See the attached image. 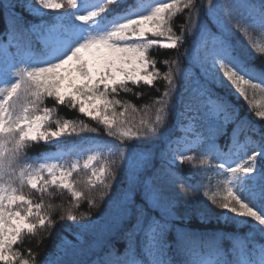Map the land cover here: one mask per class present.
<instances>
[{"label": "snow or ice", "instance_id": "1", "mask_svg": "<svg viewBox=\"0 0 264 264\" xmlns=\"http://www.w3.org/2000/svg\"><path fill=\"white\" fill-rule=\"evenodd\" d=\"M254 34L264 40V0H0V264H264V131L235 103L264 119ZM141 85L160 94L121 97ZM100 132L110 139L87 135ZM39 142L56 151L29 156ZM213 170L223 180L209 193ZM65 191L66 208L51 202ZM62 221L72 239L51 253L21 247ZM212 221L236 231H196Z\"/></svg>", "mask_w": 264, "mask_h": 264}, {"label": "trees", "instance_id": "2", "mask_svg": "<svg viewBox=\"0 0 264 264\" xmlns=\"http://www.w3.org/2000/svg\"><path fill=\"white\" fill-rule=\"evenodd\" d=\"M5 2H7V0H5ZM202 2L205 6V9L207 7L208 4V0H198V3ZM184 20V16L180 15L176 18V24L179 25L180 23H182ZM209 23H211V21H208ZM177 31H179L178 27H177ZM190 39V38H189ZM235 39H240L241 43H244V40L239 36V34L234 38ZM253 39L256 40L259 43L264 44V40H261V38L259 36H256L255 34L253 35ZM188 48L189 51H191V48L189 47V44H185L183 47H181L179 50H165L163 52L157 53L155 50L153 51V55L157 57V59L159 60H163L166 58H176L178 56H181L185 49ZM181 66H184V61L182 60V64ZM157 67H159L161 69L162 72L167 71V66L163 65V64H158ZM157 88L160 89V92H163V88H164V82L163 81H159L156 85ZM135 91H140L145 93L144 96H142L140 99H137L135 95L129 93V94H125V93H121V97L123 99H127L132 101L134 104H136L137 106H143L145 104L150 103L152 98H155L156 96H158L160 93H158L156 91L155 88L153 89H148L147 87L141 85L139 88H136ZM254 101H259L261 103H264V93H257ZM53 101L49 100L47 101V105L49 107H51L53 105ZM235 103H237L239 110H240V114L241 116H246L247 119L249 121L252 122V124L260 131H264V119H261L259 117H257L255 115V111L257 109L253 108L252 110L249 109V106L247 104L246 101H244L242 98L239 99L238 101H235ZM58 114L61 117H67L69 119H83L85 123H90L94 125V122L90 121L87 117H81L80 114L78 112L75 111H69L67 108L63 107V106H59V111ZM229 131H231V125L229 126ZM247 135H253L251 132L245 130V133ZM241 136V139H243V135ZM83 135V134H82ZM90 137H94L97 139H110L108 138L103 132H100L99 134L97 133H88L87 134ZM254 139H259L258 136L253 135ZM64 142V144L66 145V148L69 146H77L80 140L79 136L73 135L71 137H62L61 138ZM227 140V137H222L219 140V143L221 145H223L225 143V141ZM56 150V147L51 144H45L44 142H39L37 144L32 145L29 149H28V155L32 156V157H36L39 156L40 154H44V153H50ZM192 153H189V155H191ZM251 153L249 152V155ZM197 165H199V161L196 162ZM191 170V167L188 164H184L181 168V173L183 175H187L189 173V171ZM82 173L80 174V176H77L76 174H74V178L79 179L82 177ZM223 180V177L217 176L215 174V171H208L206 173H204V183L209 191V193H211L212 191H216L217 190V185ZM81 187H83V185H81ZM179 191V189H178ZM204 191L205 188H201L200 190V195L202 198H204ZM91 195L93 196H97L98 198V194L96 192L91 193ZM71 196L69 193H67L66 191L64 193H58L55 192L54 195L51 198V202L54 204H63L65 206V208L68 205V202L70 201ZM206 199V198H205ZM45 201L48 202V197H45ZM102 203L100 204V207H102ZM80 212H86L89 211V206L87 204V201L84 200L81 202V206L79 209ZM99 211V208H93L91 209V213L93 216H95ZM60 215V212L57 211L53 214V218L58 220V217ZM72 224V221H62V222H58L56 225V228L53 230L52 234L49 235L47 233H41L39 236H36L34 238H31V241L29 240H25L24 245H22V248H32L35 252L38 253L40 258H43L44 256H46L47 254L51 253L54 250V246L59 242V239L61 236H67L68 239H72V236L70 234L69 231L65 230V225H70ZM196 231H204V232H213V231H219V232H224V233H232L234 231H236V229L233 228V226L231 225H225L223 223L217 224L215 221H212L210 224L206 225L203 228H198L196 229ZM245 230L243 228L240 229V232H244ZM43 238V244L40 246H37V241ZM228 246V242L225 241V247Z\"/></svg>", "mask_w": 264, "mask_h": 264}, {"label": "rangeland", "instance_id": "3", "mask_svg": "<svg viewBox=\"0 0 264 264\" xmlns=\"http://www.w3.org/2000/svg\"><path fill=\"white\" fill-rule=\"evenodd\" d=\"M74 148H75V146H69V147L66 148V150H71V149H74ZM53 153H54V152H53ZM72 158H74V157L71 156V155L65 157L66 160H70V159H72Z\"/></svg>", "mask_w": 264, "mask_h": 264}]
</instances>
